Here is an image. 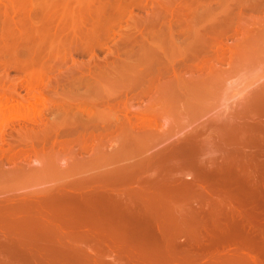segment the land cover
I'll return each instance as SVG.
<instances>
[{
    "label": "bare ground",
    "instance_id": "obj_1",
    "mask_svg": "<svg viewBox=\"0 0 264 264\" xmlns=\"http://www.w3.org/2000/svg\"><path fill=\"white\" fill-rule=\"evenodd\" d=\"M263 5L264 0H0V64L4 68L7 66L22 73L21 77L25 79L21 80L24 82L23 88L27 90L26 94H30L29 96H31L26 98L22 96L25 99L21 97L19 81H15V75V77L11 75V79L13 78L15 85L10 83V87H6L7 84L4 85L5 87H0V163L16 159H20L18 161L26 160L34 152L36 154V151H38V155L43 152L48 155V150H50L53 153L49 151V157H52V154L55 152L57 157V152H59L64 141L68 142L69 140L60 142L59 138L56 137L65 133L69 128L68 134H70L74 128L73 125H78V123L79 125L82 124L81 128H83V131L81 132L83 133L80 134V131L79 133L76 131L80 135L76 136V134V138H74L80 143L81 150L84 149L85 151H83L86 152V149L92 143V149H90L93 152L94 147L96 148L97 146L95 153H89L94 158L93 156L90 158L88 155L90 159L87 158L83 163L93 165L97 160L102 162V159L105 161V158H111L112 153L114 156L117 150L115 152L113 148L114 150L110 151L107 149L108 147L104 148L106 145L103 143L104 146L95 144L96 146L93 147V142L99 140V133L96 130L100 128L102 123L108 124L111 118H113V116L106 114L114 110L112 106H115V101L110 100V103L111 101L114 103L110 105L109 100H106V103L110 105L109 110H107L108 106L106 107V103H104L106 104L105 110L100 109L102 107H99V104L101 103L100 98L105 96L106 98L118 97L122 92L124 93L123 95L130 97L128 100H131V98H135V100L142 99L144 97H148L149 100H146L147 104L145 103L144 107L142 105L143 108H135L138 110H134L132 115L126 114V119L121 124H116V122L115 124H112L113 122L110 123V127L119 126L123 129L122 131L118 128L121 131L120 143L123 142L127 146L131 144L134 149H137V146H142L143 148L145 143H147L146 141L153 143L165 137L166 131H161L162 129L159 130L156 127L157 118L161 117L160 115H164L162 112H181L180 114L183 115V112H197L205 109L208 104L203 98L208 96L210 90L218 84L219 77L223 74V70H221L219 65L217 67L216 64L226 60L230 55L235 62L236 60H246L251 56V50L259 43L258 39H260L259 35L261 34H259L260 32L257 33L258 29L256 32L253 31L251 26L247 25L244 19H242L243 9L245 6L260 7ZM142 11H145V13H142ZM125 18L129 19V24L127 26L123 25L126 28L122 26L125 31L120 32L121 41L116 45L114 41L116 37L112 34L116 33V26L121 24ZM242 24V35L237 40L235 38V45L231 42L233 46L231 45L230 47L226 43L228 39L224 41V33L236 32L239 25ZM119 28L121 29V27ZM262 30L259 31L262 32ZM182 35H184L183 38L181 37ZM111 40L115 42H113V45H116V48H110L109 42ZM135 46L138 48L136 51L134 50L137 49ZM104 47L111 49L110 54L107 56L110 59L109 55H111V60L107 59L106 56L105 59H103L104 57L100 59L98 56L97 53L99 52L97 50ZM123 50V53H127L128 56L123 57L121 55ZM129 51L131 54H128ZM77 54H89L90 57L88 61H83L76 57ZM68 62L71 63L66 66L65 64ZM177 64L178 67H175ZM63 66L67 68H63ZM9 68L6 69L5 76H2V79L7 78L10 80L11 73L9 74ZM54 72L57 73L53 76ZM87 82L92 83L88 84V86L90 85L89 89L84 90L85 92L80 91L81 86H85ZM40 85L43 87L38 89L37 87H40ZM129 92H131V96H128ZM91 93L95 94L96 96L94 95V97L96 98L89 99L87 95ZM84 94L87 97L81 98ZM30 98L34 100H30ZM121 103L124 104V101ZM44 105H47V108ZM131 105L133 106V104ZM43 106L46 108L45 110L61 107L63 109H60L63 113L65 111V114L64 116L62 114L61 118L55 117L53 114L56 119L51 116L48 117L47 121L45 120L46 112H44ZM123 106L122 108H124ZM53 112L55 113V111ZM62 112L58 111V114ZM88 124H91V130H89ZM67 126L70 127L67 128ZM11 127L16 130V135L12 133L8 134L7 128ZM61 127L65 131L61 130ZM186 138V145L193 146L195 144L194 134H190ZM34 139L38 140L35 142L36 144L40 141V144L44 143L43 145H47V147L42 145V148H38L42 151L41 153L37 150L39 145H35L36 148L34 146L29 147V142ZM70 140L73 139L70 138ZM4 142L10 144L5 150L2 149L4 148L2 146ZM67 142H65V145H67ZM73 142L75 143V140ZM32 143L34 142L32 141ZM21 144H24L28 148H20L19 145ZM99 144L101 143L99 142ZM183 144L181 142V145ZM48 145L51 146L50 149ZM65 145L63 147L67 149L65 147L69 145ZM56 147L57 151L54 152ZM46 148L47 150H45ZM74 150L76 151L77 149ZM74 150L72 148L71 151L75 154ZM79 154H75L74 158L72 157L73 161L75 160L76 162V155L79 156ZM171 155H174V153ZM47 159L49 160L50 158ZM233 160L235 161L234 158ZM18 161H14L17 167L11 171H5L10 178L9 182L13 181L14 176L16 177H14L15 180H18V176L21 178L22 175H29V171L25 167H22L25 165H20L22 161ZM79 161L81 162L82 160ZM71 163L74 164V162ZM97 163L99 164V162ZM1 168L0 171L5 170L4 167L2 170ZM74 169L71 168L65 173L63 170H60V173L58 171L55 174L53 173L54 175L58 173L57 176L59 177L62 176L64 183L66 178L72 179L71 183H68L69 181L66 179L67 185L65 187H67V190L66 188L64 189L66 192H69H67L68 194L64 192V189L56 187V189L61 190L59 193H66H56L57 202L50 199L51 193L15 194V189H13L14 191L11 190L14 194H6L0 197V257L6 256L9 253H11L12 257V254L17 251V254L21 255L19 252L21 250L23 252L24 247H21L22 249L20 248V250L18 248L19 245L23 246L24 244L25 246V243L28 244L26 245L27 249L33 254L34 251L31 247L35 246V242L41 243L43 248L45 247L44 244L48 242L51 245H62V243L64 244L71 239L67 235L77 233L80 235L81 231L88 232L92 230L89 227L83 229L77 218V215L79 216L80 213L76 214L78 210L77 212L75 210L77 208L81 209L79 206L83 207L93 203L90 201H94L95 199H92L91 194H89L92 197L90 198L91 200L88 198L90 196L87 197V194H80L85 192L84 186L89 191V185L87 186L74 180L80 177V174L76 173ZM53 172L55 171L53 170ZM61 173L62 175H59ZM126 173L128 172L126 171ZM50 174L51 172H49ZM4 175L8 178L6 174ZM45 175L51 177L52 174L48 176L47 172ZM1 176L0 172V179H2ZM123 176H126V174ZM85 180L87 179L85 178ZM6 181L8 180H5L4 183ZM127 186L128 184L125 182L123 188L126 189ZM2 187L0 186V188ZM102 187L107 194H110L108 196L112 197V191L109 192L111 190L109 189L111 188L110 184L101 185ZM91 188L93 189V187ZM201 188V197H203V194L206 196H204L203 200L208 199L209 201L207 202H211V204H208L211 205L210 212L207 215L209 219L204 222L200 221L201 224L197 232L188 236V245L187 247L185 245V250L187 252L189 250L188 247H190L192 254H190V251L187 254L182 251L187 256L186 258L181 253L186 258L184 263H188V258L190 257H192V259L190 258L191 261H196H190L189 263L191 264L198 263L199 261L202 263L206 261L208 264V260L213 264L215 259L217 260L218 258V261L214 264H223L222 262L225 261H223L225 258L226 261L230 259L233 261L234 258L240 257L243 260L246 259L248 264L251 262L252 264L253 262L255 264H264V251H262L264 241L261 242L262 244L259 243L262 246H259V244L257 246V244L249 241V243L244 242V240L242 242L240 239L239 241L238 238H241V236L238 234H240L242 222L239 224L240 226L238 225L240 231L234 230L238 237L234 235V231L228 229L229 227L226 226L230 221L239 220L237 223L244 221L253 226L248 225L250 230L254 227H259L261 223L259 221L260 224H256L260 219L257 215H262L258 213L261 209H257L256 205L258 204L255 202L257 198L255 197L254 199L252 197L251 199L253 200H241L229 194L226 195L225 191L223 193L217 189L203 191L204 185ZM175 190L177 192L178 188L173 191L175 192ZM183 190L182 188L179 189L180 192ZM53 191L52 193L54 194L55 188ZM48 192L51 191L49 190ZM93 192H96V190L94 189ZM179 196L183 199L182 194H179ZM185 196L184 199H186ZM73 197H76L77 200H74ZM116 197L119 198L118 196ZM152 200L149 199L150 203H154ZM187 200L190 199L187 198ZM131 201L134 204L133 200ZM130 202L128 203L130 204ZM72 203H77V205L75 204L73 207L68 206L69 204L72 205ZM256 217L258 218L255 222ZM52 222H54L53 226L51 225ZM261 222L264 223V221ZM230 225L233 224L228 223V226ZM236 225H233L235 226L234 229H238ZM246 226L245 228L242 226V229L249 228ZM227 229L233 232V235ZM244 229L242 231L246 232ZM220 231L222 232L220 233ZM247 231L249 232V230ZM251 232L246 233L249 240L255 235V233ZM259 232L256 233L259 235ZM38 237L39 239H37ZM258 237H253V240ZM97 239L99 238H94L93 242ZM232 243H234L235 247L233 248L235 249L230 246ZM94 245L93 243L92 246ZM227 245L232 248L231 251L226 252L225 249L227 248L225 246ZM38 246L39 244L35 249ZM223 246L225 251L221 250ZM41 249L39 251H43ZM24 250L26 251V249ZM28 250L26 251L28 253L27 256H30ZM228 250L230 249L228 248ZM25 251L24 254L26 255ZM259 252L260 257L258 255ZM182 255L181 258L183 257ZM181 258L179 257L175 260L179 261V263L181 260H185V258ZM220 259H222V262ZM139 260L141 258H138L137 262L135 261L130 264H145L146 260L144 262H142L143 260ZM172 260L170 259V261ZM175 260L171 264H175L173 263ZM246 260L242 263L247 264ZM2 261L0 264H10L8 260ZM228 261L224 262V264L228 263ZM156 262H152L151 264H158V261ZM169 262L166 263L168 264ZM176 263L178 264V262ZM181 263L183 264V261ZM147 264H150V262H147Z\"/></svg>",
    "mask_w": 264,
    "mask_h": 264
},
{
    "label": "rangeland",
    "instance_id": "obj_2",
    "mask_svg": "<svg viewBox=\"0 0 264 264\" xmlns=\"http://www.w3.org/2000/svg\"><path fill=\"white\" fill-rule=\"evenodd\" d=\"M142 13H145V11H142ZM243 17L242 19H244L247 25L251 26L253 31L256 32L258 29L257 33L260 32L259 34H261L259 35L260 39H258L259 43L257 42L258 44L251 50V56L246 60H236L235 62L234 60H232L233 57L230 55L226 58V60L218 62L216 64L217 67L219 65L221 70H223V74H221V76L219 77L220 79L218 81V84L210 90L207 97L203 98V100L207 101L208 104L205 109L197 112H183V115L180 114L181 112H162L164 113V115H160V113L159 115L161 117L158 116L159 118H157L156 127L159 128V130L162 129L161 131H166L167 134L165 133V137H162L161 139L153 143L146 141L147 143H145V146L143 148L142 146H137V149H134L131 144H129L130 146H127L123 142L120 143V130L123 131V129H121V127L119 126H113V129V127L109 126L110 123L113 122L112 124H115L116 122V124H121V122L126 119V114L132 115L134 110L137 111L139 108H143L146 100H149L148 97L136 100L135 98H131V100H128L130 99V97L123 95L124 93L122 92L120 93V95H118V97L116 96L106 98L105 96L103 97L105 99L100 98L101 103L99 104V107H102L100 109L105 110V105L107 104L106 100H109V103L110 100H114L116 107L113 105V101H111L110 105H113L112 107H114V110L109 113L110 115L108 113L106 115L113 116V118H111V121L108 124L102 123L100 128H98L99 130H96V132L99 133L100 138L98 137L99 140L93 142V147L96 146L95 144L99 146L106 145L104 148L108 147L107 149L110 151H113L115 149L116 152L117 150L116 154L114 153V156L112 153L111 158H105V161L102 159V162L97 160L93 165H90V163H83V161L89 158L91 154L95 153V149L97 148V146L96 148L94 147V151L92 150L93 152H91L92 143L88 147L90 151L87 150L88 148L86 149V152H84V149V151L81 150L82 148H80L81 146H79L80 143L75 139L76 134V136H79L81 133H83L81 132L83 131V128H81L82 124L79 125L78 123V125H73L74 128L72 132H74H71L70 134H68L70 128L67 130V128L70 126H67V131H65L64 128L61 127V130H64L65 133L60 134L59 137L57 136L56 138H59L60 142L69 140L71 143L69 141H64L63 145H65V142H67V145L65 146H69L65 147L67 149H64L62 145L59 152H57V157L55 155L57 147L56 150L51 149L54 150L55 153L52 154V157H49L50 150H48L47 155V153H41L42 151L38 149L42 148L43 146L47 147L46 144L43 145L44 143L42 142V144H40V141L36 144L35 142H37L38 140L35 139V141L32 140L34 143H32V141L29 142V147L34 146V148H36L35 145H39V147H37V150H39V153L41 154L38 155V151L35 150L37 156L36 154H34V152L32 155H30L32 157L29 156L26 160H21L22 162L24 161V164L21 161H18L20 159H16L18 162H21V166L25 165L22 167H25V169H27L29 172L31 168V172H28L29 175H22L21 178L20 176H18V180H15L16 177L14 176V178L12 176L13 181H11V179V182H9L10 178L8 174L5 173V171L7 170L6 172H8V170L11 171L13 168L17 167L15 166L16 160H11L13 163L11 161L6 163L1 162L2 164L0 163V166L2 165L1 167H4L5 170L3 169L4 171H0L2 174V179H0V181L3 182H0V186L2 187L4 185V187H2L3 189L0 188V197L6 194L14 193H51L53 197L51 196L50 199H53L54 202H57L58 200L56 199V193L61 194L62 192L59 193V191H61L60 189L63 190L64 188H66L67 190V187H65L67 185L66 179L67 181H69L68 183H71L72 179H65L64 177L66 183L65 184L62 176H57L58 173L56 175L54 174L57 171L60 173V170H63V172L65 173L69 169L75 168L74 171L76 173L78 172V174H80V177H77L74 180L84 185H89V191L84 186L85 192L80 194H87V197L90 196L89 194H91L93 198L91 196L88 198H92L93 200L95 199L97 201H90L93 203L87 204L83 207L78 205L79 207H81V209L79 208V210L77 208L75 210L76 212L78 210L76 214L80 213L79 216L77 215V218L79 219V223L82 225L83 229L85 227H89L92 228L91 231H81L80 235L79 233H77L78 235H67L68 238L71 239L64 244L62 243V245H51L48 242L45 243L47 245L44 244L45 247L43 248V245L41 243L35 242V246L31 247V249L34 251L33 254H31L32 252L27 249L26 245L28 244L25 243L24 246V244L22 243L23 246L19 245L18 248L20 250L21 247H24L23 252L22 250L21 252H19L21 253V255L17 254L18 251H15L16 253H13L11 257V253L7 254V252V255H4L5 257L1 256L0 259L4 261L8 260L10 264H130L135 261L137 262L138 258H141V260L139 261L143 260L142 262L146 260L151 264L152 262L155 263L156 261H158V264H164L166 262H169L170 259L172 260L174 258L175 260L179 257L181 258L182 254L185 255V253H183L182 251L186 252L185 248L188 245V236H191L195 232H197L199 225L201 224L200 221L204 222L209 219L207 215L210 212L209 210L211 208V205L208 204H211V202L208 203V199L203 200L205 196L204 194L203 197H201L202 195H200L202 194L201 186L203 185V191L217 189L222 193L225 191L224 193H226V195L229 194L241 200H253L251 198L253 197L255 199L256 197L257 201L255 199V202L256 204H258L256 205L258 207L257 209H261L258 213L263 216L262 217L260 215H257L258 217H260L258 222H256L258 217H256L255 219L257 225L261 223V226L259 225L260 228L254 227L253 229L255 230H250V227L248 226L250 224H247V222L244 221H240L239 223H237L239 220H235L232 222L230 221L228 223H232L233 225L237 224L236 227H238V225L242 222L243 225H239L241 231L239 227L238 229H234L235 226H228V223L226 224V226L229 227L228 229H231L232 231H240L241 235H238L241 236V238H238V240H244V242L246 243L253 242L257 244V246L259 243L264 241V223L261 222L264 221V30H262L264 29V5L260 7L245 6V8L243 9ZM241 21L243 22V20ZM127 24H129V19L125 18L121 22V24H119L120 26L118 25L119 27H121V29L116 26V33L113 31V33L115 34L112 35L116 37V40H114L116 42V45L121 41L120 32L125 31L122 26H127ZM243 24L239 25L238 31L236 32H226L227 34L224 33V41H227L228 39L226 43H228L230 47L231 45L233 46V44L235 45L237 38L242 35L241 33L243 31ZM259 30H262V32ZM181 37L183 38L184 35H182ZM114 41L111 40L109 42L111 49L114 47L116 48V45H113ZM135 47L137 48V46ZM108 48L109 47H104L97 50L99 53H97L96 51L100 59H102L103 57V59H105V56L107 58L108 54H110L111 49ZM134 50L136 51L138 50V48ZM123 52L124 50L122 51L121 55L124 57L127 55V53ZM131 52L129 51L128 54H131ZM109 56L110 59H107L111 60L112 56ZM76 57L79 60L88 61L90 56L89 54H77ZM68 63L65 65H70L71 62ZM66 66H63V68H67ZM175 67H178V64L175 65ZM7 68L9 67L5 66L4 68V66L0 64V72L3 73L0 74V87H5V84H7L6 87H10L11 84L15 85V81L18 80L19 82H17L20 85L19 92L21 97H28L30 94H26L27 90L23 88L24 82L22 81L25 79L24 77H21L22 73L13 68H9V74L11 73L9 78L10 80H8L7 78L2 79V76H5L4 73ZM55 73L57 72H54L53 76L55 75ZM11 75L16 76H14L16 78H14L15 81L13 80V78L11 79ZM90 83L91 82H87L85 86H81L80 91L83 92L84 90L86 91L87 89H89L90 85L88 86V84ZM41 87L43 86L40 85V87L37 88L41 89ZM107 88L109 90L111 89L109 87ZM130 94L131 92L128 93V96H131ZM94 95L95 94L91 93L87 96L89 99H94L96 98L94 97ZM87 96L84 94V96L82 95V97H80L84 98ZM32 99L30 98V100ZM122 100L124 101V104L121 103L123 102ZM129 101H131L132 103H128ZM131 104H133V106ZM110 105H106V107L108 106L107 110H109ZM44 106H46L47 108V105ZM122 106L124 108H122ZM46 108L44 107L43 110L44 112H46L45 120L47 121L48 117L52 116V118H61V115L63 114L64 116L65 114L64 110V113L62 112L61 109L63 108L61 107H58L59 109L56 108L53 110H45ZM185 109H187V107H185ZM53 111H55V113ZM58 111H61L62 113L58 114ZM114 111H116L117 113ZM53 114L55 117L53 116ZM88 125L89 130H91V124ZM76 131L78 133L80 131V134L78 135ZM7 132L8 134L12 133L16 135V130L12 129V127L7 128ZM190 134H194L195 136V144L193 146L186 145L185 139H187L186 137ZM118 135L119 139L116 138V136ZM70 138L73 140H70ZM74 140L76 145L73 142ZM97 141H99L101 144H99V142L95 143ZM181 142L182 144L184 142V144L181 145ZM7 143L8 142L3 143L2 146L4 148L2 149H7L8 145H10L9 143ZM19 147L28 148L24 144L19 145ZM50 148L51 146L49 147V149ZM72 148L73 150L77 149L76 151L74 150L75 154L80 153L79 156L76 155V162L75 160L73 161L75 154L74 152L72 153ZM45 150H47V148ZM90 152L91 154L89 155ZM50 153L53 152L50 151ZM173 153L174 155H171ZM54 155L55 157H53ZM94 155L97 156L96 154ZM92 156H90V158H92ZM68 157H70L71 159ZM47 158L50 159L48 160ZM233 158L235 159V161L233 160ZM52 160L54 161L52 162ZM78 160L82 161H79V163ZM71 162H74V164ZM97 162H99V164ZM33 166L37 168H34ZM53 170L55 172H53ZM125 170L128 173H126ZM47 172L48 176L52 174L51 177H47V175H45ZM49 172H51L50 175ZM62 173L59 175H62ZM4 174H6L8 178H6ZM125 174L126 176H123ZM84 176L87 180H85ZM5 180L8 181L4 183ZM83 180L85 181V183H83ZM125 182L126 184H128L126 189L123 188ZM105 184H110L111 188L109 189L111 190L109 192L112 191L111 195L114 199L108 196L110 194H107L103 187L101 188V185L103 186ZM5 187L9 188L10 191ZM56 187L60 189H56ZM90 187H93V189H90ZM54 188L55 196L52 193L54 192ZM177 188V192L176 190L174 192L173 190ZM181 188L182 190H185L186 188V190L180 192L181 190L179 191V189ZM13 189H15L16 191H14ZM94 189L96 190V192H93ZM11 190L14 191V193H12ZM49 190L51 192H48ZM64 192H66L65 189ZM179 194H182L183 199H181V195L179 196ZM93 195L95 196V198ZM113 195H116L119 198H117L116 196L114 197ZM175 195H178L180 199ZM184 196L186 197V199H184ZM152 198H154V200H152ZM187 198H189L190 200H187ZM149 199L154 201V203H150ZM74 200H77V198L75 197ZM128 200H133L134 204L131 203L132 201L130 202ZM128 202H130V204ZM75 204L77 205V203ZM75 204L72 203V205L69 204L68 206L73 207V205L75 206ZM53 223L54 222H52L51 224L52 226ZM244 225H247L246 227L249 228L244 229ZM242 226L244 227L243 229L246 230V232L242 231ZM247 230H249V232L252 231L251 233H255V235L260 230L263 232L260 231L259 235L257 234L260 238L257 235H253V237H258L254 238V240L253 237H249L252 239L251 241V239L249 240L246 236L249 233ZM228 231L229 233L231 232L230 230ZM235 231L234 235L238 237V235L235 234ZM221 232L222 231H220V233ZM231 233L233 235V232ZM96 237H98L99 239L93 242V239ZM37 239H39V237ZM36 243L39 244V249H35V247L38 245ZM93 243L95 244L94 246H92ZM233 244L234 243L229 245L233 248L235 247ZM261 244H259V246H262ZM229 245L225 246V248L227 249H225L223 246V249L221 248V250L225 249L226 252L231 251L232 248ZM188 248L189 250L187 252L190 251V254H192L190 247ZM228 248L230 250H228ZM24 249H26V251L28 250L30 256H27L28 253ZM40 249L43 251H39ZM263 249L262 251H264ZM24 251L26 255L24 254ZM260 252L258 253V255L260 254ZM185 257L187 258L186 255ZM185 257L183 256L181 259H184ZM186 258L185 260H181L180 263L176 260L173 263L177 264L176 262H178V264H182L181 262L183 261V264H185L187 263H184V261H186ZM190 258L192 259V257ZM190 258H188L189 262L191 261ZM239 258H234L233 261H236L238 259V261L236 262H233L232 259L229 258L230 260H227L228 263L226 264H241L246 260L245 258V260ZM218 259H215V262L218 261ZM222 259H220L221 262ZM2 260H0V262H3ZM146 261L144 262L145 264H147ZM172 261H170L169 263L171 264ZM223 261L227 262L226 258L223 259ZM189 262L187 264H191ZM208 262L210 263L211 261L208 260ZM215 262H213V264ZM224 262L222 263L224 264ZM199 263L201 264L202 262L199 261L195 264ZM205 263L207 264L206 261ZM249 264H252V262ZM253 264L255 263L253 262Z\"/></svg>",
    "mask_w": 264,
    "mask_h": 264
}]
</instances>
